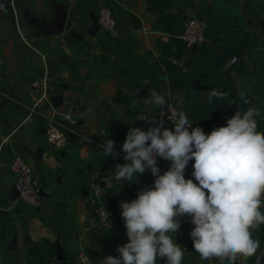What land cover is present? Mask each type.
<instances>
[{
  "label": "crops",
  "instance_id": "obj_1",
  "mask_svg": "<svg viewBox=\"0 0 264 264\" xmlns=\"http://www.w3.org/2000/svg\"><path fill=\"white\" fill-rule=\"evenodd\" d=\"M7 1L8 9L0 23V92L10 97L0 106L3 264H49L59 261V248L64 264H82L78 260L81 253L88 255V264H104L100 242L112 244L119 255L117 246L128 242L120 202L136 199L138 186L144 182L151 187L155 179L148 170L131 182L115 181L117 165L128 163L122 151L127 132L130 127L147 131L155 126L152 121H163L166 128L174 130L171 121L159 119L157 106L143 102L151 91L171 98L189 114L192 127L203 131L226 126L238 105L241 112L256 108L260 113L257 131L264 133V0H59L66 2L73 20L84 29L91 25L90 15H97L100 6L107 4L121 31L118 39L101 28L93 36L73 29L49 36L36 34L25 22L22 9L27 7L41 16L44 8L51 18L48 0ZM186 7L203 12L207 22L206 40L194 48L179 38L187 19ZM179 53L186 55V65L181 69L168 60L169 55ZM238 55L246 65L236 63L229 70ZM63 56L65 69L59 72ZM49 72L52 77L47 76ZM44 76L50 83L61 78L69 87L64 90L62 84L52 85L47 98L39 100L32 84ZM88 88L92 97L109 109V120L92 115L77 124V133H69L64 148H52L45 135L49 118L61 119L70 105L53 106L51 95L76 96ZM212 89L227 96L209 103L207 95ZM241 93L249 103L243 102ZM177 97L183 102L178 103ZM71 113L77 121L83 115ZM106 140L114 141V155H104ZM16 153L32 166L41 187L37 206L18 197L10 168ZM157 166L162 175L170 162L158 157ZM97 167L113 182L112 188L104 190L105 204L114 214L109 229L99 226L88 199L90 173ZM190 219L180 217L181 226L174 234L175 242L185 251L182 264H221L215 258L201 260L195 252ZM252 238L259 247L250 262L256 264L261 256V264L264 225L253 231ZM156 264H166V258L157 257Z\"/></svg>",
  "mask_w": 264,
  "mask_h": 264
},
{
  "label": "clouds",
  "instance_id": "obj_2",
  "mask_svg": "<svg viewBox=\"0 0 264 264\" xmlns=\"http://www.w3.org/2000/svg\"><path fill=\"white\" fill-rule=\"evenodd\" d=\"M226 96L212 89L207 102ZM241 99L249 103L243 93ZM143 102L166 104L164 95L155 90ZM259 115L256 108L241 112L238 105L226 126L210 134L193 128L183 110L172 121L174 130L163 121H152L155 126L147 131L130 127L122 145L128 163L117 165L113 177L117 183L131 182L150 170L155 179L136 199L120 202L128 242L117 246L119 255L106 257L104 264H156L157 257L166 258V264H182L185 251L174 234L185 215L194 225L190 237L201 260L235 264L237 257L253 256L259 242L252 233L264 225V133L257 131ZM102 149L105 156L114 155V141L106 140ZM157 157L170 162L162 175ZM190 160L198 183L185 179Z\"/></svg>",
  "mask_w": 264,
  "mask_h": 264
},
{
  "label": "built area",
  "instance_id": "obj_3",
  "mask_svg": "<svg viewBox=\"0 0 264 264\" xmlns=\"http://www.w3.org/2000/svg\"><path fill=\"white\" fill-rule=\"evenodd\" d=\"M7 9L8 1L0 0V23ZM96 18L101 30L109 37L112 39H118L121 36L116 16L107 4L100 6ZM206 28L207 22L205 20L187 18L183 23L179 38L186 46L202 44L206 40ZM168 60L175 68L181 69L186 65V55L183 53L171 54L168 56ZM235 61L236 58L232 60V62ZM32 85L39 95V100L47 98L52 91V85L47 76L34 81ZM9 98L10 97L0 92V103ZM165 101V105L158 106V111L163 119L172 122L176 118L177 113L181 110L173 103L171 98H165ZM71 112L72 111L70 110L63 112L61 114V119H56L54 117L49 118L45 135L48 145L54 149L64 148L69 141V133H77L76 127L78 121ZM189 130L191 131V129ZM204 133L210 134L211 131L205 130ZM193 164L194 160L188 162V166L185 169V179H193V181H195L194 177H192V172L194 171ZM10 168L15 175V189L18 192L19 199L31 206H37L41 199V187L34 175L32 166L21 154L16 153L10 160ZM88 187L89 203L93 207L99 226L104 229L111 228L114 214L113 211L106 206L104 201L105 188L113 187L111 177L107 175L102 168L97 167L90 173ZM1 210L2 208L0 206V211ZM260 257L256 264H259ZM78 260L82 264L89 263V257L86 253L79 254ZM235 263L251 264L250 257H237ZM0 264H3V256L1 253ZM49 264H60V262L55 260ZM261 264H264V262Z\"/></svg>",
  "mask_w": 264,
  "mask_h": 264
},
{
  "label": "water",
  "instance_id": "obj_4",
  "mask_svg": "<svg viewBox=\"0 0 264 264\" xmlns=\"http://www.w3.org/2000/svg\"><path fill=\"white\" fill-rule=\"evenodd\" d=\"M48 2L52 14L51 18H49L48 11H46L44 8H42L41 10V16L32 14L27 7H24L22 9L25 22L27 23V25L33 27L36 34L49 36L62 33L65 30L73 29L79 33H86L93 36L100 29L95 13L90 15V27L84 29L75 20H73V12H70L69 6L66 4V2L59 0H48ZM185 12L186 18H196L198 20H204L203 12L196 11L188 7L185 8ZM195 46L196 45H193V48ZM65 57L66 56L62 57L63 66L59 70V72H62L65 69ZM236 63L246 65L243 58L238 55L236 57V61L232 64L229 70H231ZM52 75V72H49L47 74L48 77H52ZM61 84L64 90L68 89L69 85L63 84L61 78H58L51 82V85L53 86H60ZM90 90L91 89L88 88L85 91L78 93L76 96L65 95L63 93L53 94L51 95V104L55 107H59L64 103H68L70 105L71 111L83 112V115L77 122L78 125L85 123V121L92 115H95L98 119L109 120V118H106V115H108L109 113V109H107L98 98L92 97ZM159 119L162 120L163 118L160 116ZM149 188L150 187H148L144 182H142L138 186L139 192ZM14 240L15 239L13 238V242L11 243L12 245L15 244ZM99 245L105 258L108 256L117 257V254L114 252V246L112 244L100 242ZM57 259L61 264L65 263V257L60 248L58 250Z\"/></svg>",
  "mask_w": 264,
  "mask_h": 264
}]
</instances>
